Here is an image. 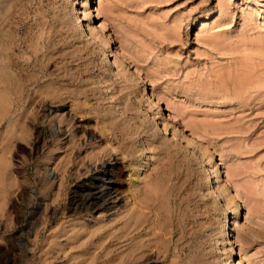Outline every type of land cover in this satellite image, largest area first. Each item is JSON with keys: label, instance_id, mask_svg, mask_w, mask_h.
Returning a JSON list of instances; mask_svg holds the SVG:
<instances>
[{"label": "rangeland", "instance_id": "obj_1", "mask_svg": "<svg viewBox=\"0 0 264 264\" xmlns=\"http://www.w3.org/2000/svg\"><path fill=\"white\" fill-rule=\"evenodd\" d=\"M238 261L264 264V0H0V264Z\"/></svg>", "mask_w": 264, "mask_h": 264}, {"label": "bare ground", "instance_id": "obj_2", "mask_svg": "<svg viewBox=\"0 0 264 264\" xmlns=\"http://www.w3.org/2000/svg\"><path fill=\"white\" fill-rule=\"evenodd\" d=\"M100 8H98L97 6H94V9L91 10L90 7L84 9V15L90 19L92 16L96 14L100 13L99 12ZM82 12V13H83ZM97 17V16H96ZM85 19V18H84ZM87 19V20H88ZM77 23L79 24V26L81 27V20L80 17H77ZM92 33L96 34L94 31H92ZM104 41L107 42L108 44L110 43L108 38H104ZM105 52V51H104ZM107 53V52H106ZM107 56H105V59ZM108 61V60H107ZM106 61V62H107ZM108 65V64H106ZM159 102V101H158ZM158 105V104H157ZM160 115V114H159ZM160 118V117H159ZM212 159V156H211ZM211 162V161H210ZM210 174L217 179V183H219L218 179L220 178L219 176V167L217 163L211 162L210 166ZM209 170V169H208ZM103 171V170H102ZM209 175V174H208ZM207 175V176H208ZM210 177V176H209ZM208 177V178H209ZM211 178V177H210ZM228 178V182L231 181V183L233 182V184L235 183L234 180V176L232 173L228 174L227 176ZM207 181V180H206ZM215 181V180H214ZM212 183V182H211ZM211 183H207V186L211 185ZM86 184V183H85ZM228 183L226 182L225 184L222 185H217L218 190H224L226 192V200H228V202L230 204H233V210L234 213L237 215V213L239 212L240 208H241V203L239 202V200L237 198H241L243 199V194L241 192V190L239 188H235V193L231 194V192H229V188L227 187ZM235 187V186H234ZM213 188V189H212ZM211 188V191L214 190L215 186H213ZM219 192V191H217ZM221 192V191H220ZM109 194V190L107 187V183L104 177L98 178L96 180H94L92 182V185H84L81 190L79 191V196H78V200L82 205H88V206H95V205H99L103 200L106 199V197ZM211 195H213L211 193ZM221 197V196H220ZM223 199V198H222ZM220 200V199H219ZM221 205V204H220ZM86 207V206H85ZM220 208H222L220 206ZM227 224V223H226ZM225 229V228H224ZM227 239V238H226ZM234 243V242H233ZM232 241L230 238L227 239V244L228 246H230V248H232ZM228 248V247H227ZM228 250V249H227ZM232 250V249H231ZM231 264V263H230ZM237 264H240V261L237 262Z\"/></svg>", "mask_w": 264, "mask_h": 264}]
</instances>
